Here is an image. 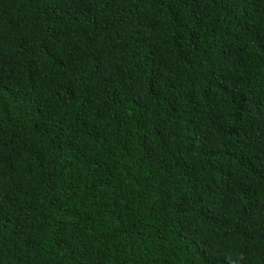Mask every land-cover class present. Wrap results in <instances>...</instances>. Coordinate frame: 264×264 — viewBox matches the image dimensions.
<instances>
[{"label": "trees", "instance_id": "trees-1", "mask_svg": "<svg viewBox=\"0 0 264 264\" xmlns=\"http://www.w3.org/2000/svg\"><path fill=\"white\" fill-rule=\"evenodd\" d=\"M0 264H264V0H0Z\"/></svg>", "mask_w": 264, "mask_h": 264}]
</instances>
